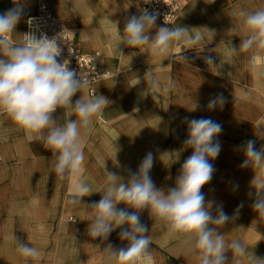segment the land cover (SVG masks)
I'll use <instances>...</instances> for the list:
<instances>
[{"label":"crops","instance_id":"1","mask_svg":"<svg viewBox=\"0 0 264 264\" xmlns=\"http://www.w3.org/2000/svg\"><path fill=\"white\" fill-rule=\"evenodd\" d=\"M39 1L19 0L24 14L11 34L14 43L23 40L26 19L36 13ZM42 1L63 19L81 51L99 52L101 64L112 73L94 84L93 96H104L110 103L93 117L88 130L81 129L84 161L76 179L90 185L92 194L77 205L69 202L75 180L57 179L52 152L0 115V264H116L107 250L109 245L112 250L127 247L119 237L121 229L106 240L88 235L90 205L101 199L108 183L104 161L105 169L126 183L129 170L135 172L152 152L150 176L167 194L175 186L178 165L191 153L183 144L186 117H210L222 125L216 138L221 151L210 160L215 171L201 191L206 203L213 202V215L218 204L230 217L242 205L236 218L218 232L226 241L247 245V253L237 257L240 264H254L250 254L264 261V217L252 207L256 198L252 181L264 170L241 167L246 158L241 146L246 141H255L258 150L264 146V50L231 51L245 37L240 13L264 9V0H178L180 9L172 22L164 25L156 20L149 35L155 36L161 26H182L191 37L199 32L201 39L192 46L174 42L159 56L149 45L131 48L120 43L127 19L141 14L145 0ZM14 6L13 0H0V14ZM207 57L214 60L213 66L206 63ZM136 77L140 83L132 86ZM82 91L93 97L86 87ZM83 93H76L73 104ZM219 93L226 102L208 110L209 99ZM53 116L64 123L63 109ZM139 215L148 228L145 235L150 238L153 264H199L187 235H169L167 223L153 219L147 208ZM18 241L37 248L39 258L21 256ZM225 255L226 264H233L232 251Z\"/></svg>","mask_w":264,"mask_h":264},{"label":"clouds","instance_id":"2","mask_svg":"<svg viewBox=\"0 0 264 264\" xmlns=\"http://www.w3.org/2000/svg\"><path fill=\"white\" fill-rule=\"evenodd\" d=\"M13 3V8L0 14V115L9 118L15 130L25 132L31 140L41 141L52 152L55 156L53 171L57 179L75 180L69 202L81 204L83 197L92 194L90 185L82 179H76L81 174L84 161L81 129L88 130L93 117L110 102L100 95L85 97L82 89L86 86V77L70 69L68 61L58 62L61 49L56 38L42 36L37 39L30 33L23 35L26 39L19 43L11 40V34L24 14L19 0H13ZM240 15L244 18L245 37L239 47L232 46V53L264 50V9L241 12ZM157 17V13L147 9H143L138 16H130L120 36V43L131 48L149 45L151 52L159 56L167 53L174 42L192 46L201 39L199 32L191 37L188 35L189 29L182 26H161L155 36H150L149 30L155 25ZM206 63L213 66L214 60L207 57ZM139 83L136 77L132 86ZM77 92L83 95L73 104L72 98ZM225 102L226 98L219 93L209 99L206 107L210 111L215 110ZM57 109L64 110L63 124L53 116ZM73 115L76 117L74 120L71 119ZM185 123L188 134L183 144L193 151L184 161L175 186L169 188L167 194L155 186L150 176L154 164L152 152L145 155L135 172L129 170L126 183L116 173L107 171L104 161L108 183L101 199L90 205L93 213L89 220L88 235L93 239L106 240L113 230L121 229L119 237L128 242L127 247L112 250L109 245L107 250L116 264H153L154 257L149 250L150 238L145 235L148 228L141 223L139 215L146 208L153 219L158 218L167 223L169 235H187L192 249L197 253L199 264H226L225 253L228 250L233 253V264H240L237 257L247 253L245 243L239 240L226 241L224 235L218 232L220 226L236 218L242 205L230 217L224 212L223 205L218 204L213 215V202L206 203L201 191L211 181L215 171L210 160L217 158L221 151L216 138L222 132V125L210 117H186ZM241 149L246 157L241 167L264 170V146L258 150L255 141L248 140ZM118 180L119 183L116 182ZM252 185L256 189L252 207L260 217H264V174L256 173ZM121 203L125 207L117 208ZM17 251L26 259L36 260L40 256L37 248L19 241ZM249 258L254 264H264L252 254Z\"/></svg>","mask_w":264,"mask_h":264},{"label":"built area","instance_id":"3","mask_svg":"<svg viewBox=\"0 0 264 264\" xmlns=\"http://www.w3.org/2000/svg\"><path fill=\"white\" fill-rule=\"evenodd\" d=\"M143 9L157 13V20L165 25V20L168 24L172 22L180 6L178 0H148L143 5ZM30 33L37 39L42 36L48 39L56 38L61 49V54L57 57L58 62L68 61L70 69L75 70L78 75L84 74L87 80L85 87L91 96L94 95V84L112 73L109 68L101 64L99 52L86 53L75 45L63 19L55 15L42 0L38 2L36 13L26 19L24 35Z\"/></svg>","mask_w":264,"mask_h":264},{"label":"rangeland","instance_id":"4","mask_svg":"<svg viewBox=\"0 0 264 264\" xmlns=\"http://www.w3.org/2000/svg\"><path fill=\"white\" fill-rule=\"evenodd\" d=\"M173 125H175V127H176V124H173ZM176 129V128H175ZM192 149H191V153H190V155L192 154ZM189 155V156H190ZM189 156H186V157H189ZM182 165H183V163L181 162L178 166H179V168L181 169V167H182ZM180 169L178 170V171H175L174 172V179L176 180V178H177V176L180 174ZM70 219H72V218H70Z\"/></svg>","mask_w":264,"mask_h":264},{"label":"bare ground","instance_id":"5","mask_svg":"<svg viewBox=\"0 0 264 264\" xmlns=\"http://www.w3.org/2000/svg\"><path fill=\"white\" fill-rule=\"evenodd\" d=\"M104 79V78H103ZM100 80H102V79H100ZM100 80H98L97 82H99ZM95 86V85H94Z\"/></svg>","mask_w":264,"mask_h":264}]
</instances>
